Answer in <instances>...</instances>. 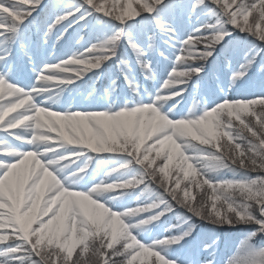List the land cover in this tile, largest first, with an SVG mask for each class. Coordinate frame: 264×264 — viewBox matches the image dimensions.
<instances>
[{"label": "snow or ice", "instance_id": "obj_1", "mask_svg": "<svg viewBox=\"0 0 264 264\" xmlns=\"http://www.w3.org/2000/svg\"><path fill=\"white\" fill-rule=\"evenodd\" d=\"M0 264H264V0H0Z\"/></svg>", "mask_w": 264, "mask_h": 264}, {"label": "trees", "instance_id": "obj_2", "mask_svg": "<svg viewBox=\"0 0 264 264\" xmlns=\"http://www.w3.org/2000/svg\"><path fill=\"white\" fill-rule=\"evenodd\" d=\"M83 34V33H82ZM163 71V69H161V72ZM106 171V169H105ZM131 207H137L138 205L135 203V198H133V203L130 205ZM174 222V221H173Z\"/></svg>", "mask_w": 264, "mask_h": 264}, {"label": "rangeland", "instance_id": "obj_3", "mask_svg": "<svg viewBox=\"0 0 264 264\" xmlns=\"http://www.w3.org/2000/svg\"><path fill=\"white\" fill-rule=\"evenodd\" d=\"M53 62H55V61H53ZM190 103H191V102H190ZM190 103H188V104L190 105ZM54 110H56V109H54ZM58 110H60V109H58ZM54 135H55V134H54ZM73 147H79V146H75V145H74Z\"/></svg>", "mask_w": 264, "mask_h": 264}]
</instances>
